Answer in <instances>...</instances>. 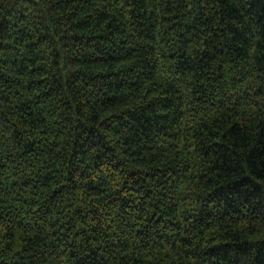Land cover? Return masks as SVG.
<instances>
[{
    "label": "trees",
    "instance_id": "trees-1",
    "mask_svg": "<svg viewBox=\"0 0 264 264\" xmlns=\"http://www.w3.org/2000/svg\"><path fill=\"white\" fill-rule=\"evenodd\" d=\"M0 264H264V0H0Z\"/></svg>",
    "mask_w": 264,
    "mask_h": 264
}]
</instances>
